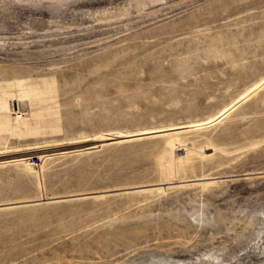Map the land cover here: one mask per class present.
Wrapping results in <instances>:
<instances>
[{
  "label": "rangeland",
  "instance_id": "obj_1",
  "mask_svg": "<svg viewBox=\"0 0 264 264\" xmlns=\"http://www.w3.org/2000/svg\"><path fill=\"white\" fill-rule=\"evenodd\" d=\"M151 1L0 0V81L54 77L60 110L0 114V147L202 119L264 75V0ZM249 97L203 130L0 164V264H264V85Z\"/></svg>",
  "mask_w": 264,
  "mask_h": 264
},
{
  "label": "bare ground",
  "instance_id": "obj_2",
  "mask_svg": "<svg viewBox=\"0 0 264 264\" xmlns=\"http://www.w3.org/2000/svg\"><path fill=\"white\" fill-rule=\"evenodd\" d=\"M36 1H38V0H36ZM53 1L59 2V1H64V0H53ZM152 1H154V0H152ZM143 4L144 3H139V6H144ZM139 8H141V7H139ZM41 82L44 85L48 86L45 82H43V81H41ZM263 85H264V75L259 80H257L252 85H250L245 90V92H243L239 97L235 98L234 100L227 103L226 105H223L216 112H214V113H212V114H210L207 117L202 118V119H197V120L190 121V122L187 121L186 123H182V124H171V125H167V126H161L160 125V127H146V128L137 129V130H135V129L134 130H121V131H114V132L101 133V134H91V135H88L86 137H80V136L79 137H72V138H68L66 140V142L62 144L63 147L59 146L62 149H60L54 153H50V152L41 153V151L38 149V147H39L38 143L29 144L27 146H30V147H27V148H29V149L31 148L30 150H32V152H37L38 153L36 155L37 158H41V157L54 155V154H58V153H63V152H68V151H74V150H80V149H90V148L99 147V146L121 144V143H124L125 141L132 140L135 138L138 139V138H142V137L159 136V135L166 136V135H172V134H177V133H183V132H187V131L189 132V131H194V130H203L207 127L209 128V127L214 126V125L218 124L219 122L223 121L233 111L238 109L242 102H245L246 99L250 95H252L256 91H258ZM38 94H39L38 93V80H36L33 77L1 80L0 81V114H2V113L14 114L16 116V121L21 124V123H23V121H24L23 118L26 115V112L21 109V103L22 102H28L30 114H31V117L33 119L48 118V117H52V116L55 117V116L59 115L60 110L58 108V103H54L57 106L54 109L44 108L46 106V100H40ZM51 104H53L52 101H51ZM39 120H41V119H39ZM53 141H57V140H53ZM53 141H51V142L53 143ZM60 141H62V140H60ZM86 141L87 142L90 141V142H88V144L84 145L83 142H86ZM51 142L48 141L47 143H51ZM42 143L44 144V142H42ZM56 144H58V143H56ZM73 144H75V145H73ZM19 146L10 145L9 141L8 142L6 141V145L3 147H0V164H8V163H13V162H17V161L30 160L32 158V156L29 153L32 154V152L26 151L29 149H26V150L24 149L25 151L23 149H21L24 152H21L19 154L14 155V153L20 151V150H17L19 148ZM21 148H23V146ZM44 149H46V148H44ZM47 149H48V147H47ZM213 180L214 179L212 177L211 178L206 177L203 179H197V180H195V182H196V185H197V183L199 185H205L207 183L212 182ZM179 184H183V185L187 184L188 185L190 183H187L184 181V182H177V184L173 183L172 185H178L179 186ZM193 185L194 184H192V186ZM163 189L164 188H158V190H161V191ZM132 190L133 189H131V188H127L121 192H107V191L94 192V193H90V194L83 195V196L94 197L96 194H100V193H103L105 195L120 194V193L132 192ZM74 197H77L78 199L81 198V196H74ZM27 203L34 204V202H27ZM23 204H26V203H23Z\"/></svg>",
  "mask_w": 264,
  "mask_h": 264
},
{
  "label": "crops",
  "instance_id": "obj_3",
  "mask_svg": "<svg viewBox=\"0 0 264 264\" xmlns=\"http://www.w3.org/2000/svg\"><path fill=\"white\" fill-rule=\"evenodd\" d=\"M38 80V96L40 100H46V106L44 108L54 109L57 106V82L54 77H33ZM45 82L48 86L44 85L41 81ZM56 91H55V90ZM51 101L53 104H51ZM49 118V117H48ZM44 119V118H39ZM35 119V120H39Z\"/></svg>",
  "mask_w": 264,
  "mask_h": 264
},
{
  "label": "water",
  "instance_id": "obj_4",
  "mask_svg": "<svg viewBox=\"0 0 264 264\" xmlns=\"http://www.w3.org/2000/svg\"><path fill=\"white\" fill-rule=\"evenodd\" d=\"M121 191H124V188L122 189H114V190H108L107 192H121ZM90 193H93V192H90ZM82 194H89V193H82ZM32 200H28L27 202H30Z\"/></svg>",
  "mask_w": 264,
  "mask_h": 264
}]
</instances>
